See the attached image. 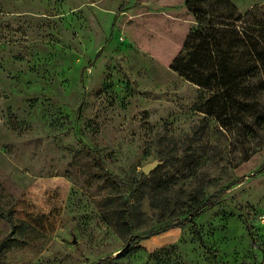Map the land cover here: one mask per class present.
Listing matches in <instances>:
<instances>
[{
	"label": "rangeland",
	"instance_id": "rangeland-1",
	"mask_svg": "<svg viewBox=\"0 0 264 264\" xmlns=\"http://www.w3.org/2000/svg\"><path fill=\"white\" fill-rule=\"evenodd\" d=\"M184 1L0 0V264H264V107L221 126L124 33L182 43Z\"/></svg>",
	"mask_w": 264,
	"mask_h": 264
},
{
	"label": "trees",
	"instance_id": "trees-1",
	"mask_svg": "<svg viewBox=\"0 0 264 264\" xmlns=\"http://www.w3.org/2000/svg\"><path fill=\"white\" fill-rule=\"evenodd\" d=\"M184 7L192 15L193 23L182 43L175 38L176 42L171 40L166 27L164 35H156L150 43L132 27L124 28V33L181 77L208 93L204 112L215 116L221 126L228 127L233 119L256 114L258 106L264 107V3L255 4L246 11L240 10L232 0H185ZM122 11L123 7L119 12ZM116 21L118 15L114 24ZM256 117L264 119V112L258 111ZM98 161L105 168L99 155ZM263 169L264 163L259 171ZM147 178L143 173L142 180ZM235 182L194 205L190 216L179 223L168 224L150 233L188 223L196 226L195 218L215 207ZM129 217L130 210L126 209L124 224L130 223ZM113 260L114 257L109 256L92 264H107Z\"/></svg>",
	"mask_w": 264,
	"mask_h": 264
},
{
	"label": "water",
	"instance_id": "water-1",
	"mask_svg": "<svg viewBox=\"0 0 264 264\" xmlns=\"http://www.w3.org/2000/svg\"><path fill=\"white\" fill-rule=\"evenodd\" d=\"M158 163H159L158 161H155V162H153V163H149V164L145 165V166L143 167V172H144L145 174L150 173V171H151L152 169H154V168L157 166Z\"/></svg>",
	"mask_w": 264,
	"mask_h": 264
}]
</instances>
